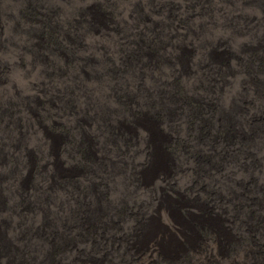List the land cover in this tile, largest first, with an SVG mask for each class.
Masks as SVG:
<instances>
[{
  "label": "bare ground",
  "instance_id": "1",
  "mask_svg": "<svg viewBox=\"0 0 264 264\" xmlns=\"http://www.w3.org/2000/svg\"><path fill=\"white\" fill-rule=\"evenodd\" d=\"M154 254L264 262V0H0V264Z\"/></svg>",
  "mask_w": 264,
  "mask_h": 264
},
{
  "label": "rangeland",
  "instance_id": "2",
  "mask_svg": "<svg viewBox=\"0 0 264 264\" xmlns=\"http://www.w3.org/2000/svg\"><path fill=\"white\" fill-rule=\"evenodd\" d=\"M140 247H136L135 249L136 250H138ZM156 255H158V254H156ZM155 254L154 255H152V257L151 258H149V260H151V262L150 263H146V264H156V262H158V260H159V255L158 256H156ZM222 257H224V256H222ZM1 264H10L9 263V260H1ZM199 263H204V264H208V263H206L205 261H203V262H199ZM199 263H196V264H199ZM227 262L226 261H224V262H222V263H220V264H226ZM12 264V263H11ZM139 264H142V263H140V261H139ZM212 264V263H211ZM228 264V263H227ZM262 264H264V262L262 263Z\"/></svg>",
  "mask_w": 264,
  "mask_h": 264
}]
</instances>
